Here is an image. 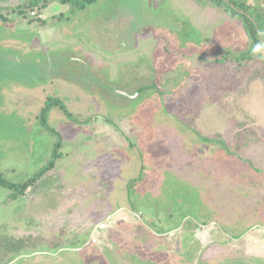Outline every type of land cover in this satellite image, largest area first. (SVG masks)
Returning a JSON list of instances; mask_svg holds the SVG:
<instances>
[{"label": "rangeland", "instance_id": "374dc122", "mask_svg": "<svg viewBox=\"0 0 264 264\" xmlns=\"http://www.w3.org/2000/svg\"><path fill=\"white\" fill-rule=\"evenodd\" d=\"M46 2L0 10L1 176L62 141L18 198L0 186V264H264V51L242 23L194 0Z\"/></svg>", "mask_w": 264, "mask_h": 264}, {"label": "trees", "instance_id": "16d2710c", "mask_svg": "<svg viewBox=\"0 0 264 264\" xmlns=\"http://www.w3.org/2000/svg\"><path fill=\"white\" fill-rule=\"evenodd\" d=\"M98 0H60L63 5H68L70 7V12H77L79 10H84L91 6ZM198 5H206L211 7H219L224 12L227 13L232 19L239 20L248 37V54L250 53H261L264 51V17L261 16L259 9L253 11L250 9L251 5H248L243 0H194ZM49 5V4H48ZM46 0H25L22 3L14 4L10 7L17 9L20 12L26 11V9L35 10L36 7L48 6ZM255 7V6H254ZM3 9L0 7V10ZM38 10V9H37ZM29 11V14H30ZM38 12V11H37ZM31 16V15H30ZM43 14L31 16V18H42ZM57 95H48L45 97L43 106L41 107L37 118L40 124L47 130L51 135H55V130L50 126L48 121V114L53 109L56 108L63 113L65 117L69 115L68 111L65 109L64 104L60 102ZM72 121L76 120L70 118ZM85 121V120H84ZM62 141L58 138L53 144V151L51 154V159L48 163L41 166L37 171L24 177L22 180L11 181L3 178L0 174V186L7 188L10 193L9 197L11 199L18 198L25 190L31 187L36 181L45 173L47 170L54 166V162L57 158L61 156L60 147ZM136 178L132 179L130 183H133Z\"/></svg>", "mask_w": 264, "mask_h": 264}, {"label": "crops", "instance_id": "0c3cea01", "mask_svg": "<svg viewBox=\"0 0 264 264\" xmlns=\"http://www.w3.org/2000/svg\"><path fill=\"white\" fill-rule=\"evenodd\" d=\"M23 1H25V0H18V2H14V3H11V5H9V3H3L2 1H0V7H2V8H7L8 6H12V5H14V4H19V2L20 3H22ZM36 10V9H35ZM82 61L83 60H80V63H82Z\"/></svg>", "mask_w": 264, "mask_h": 264}, {"label": "built area", "instance_id": "2783aa9c", "mask_svg": "<svg viewBox=\"0 0 264 264\" xmlns=\"http://www.w3.org/2000/svg\"><path fill=\"white\" fill-rule=\"evenodd\" d=\"M30 15H31V16H36V15H38L37 10H31V11H30Z\"/></svg>", "mask_w": 264, "mask_h": 264}]
</instances>
